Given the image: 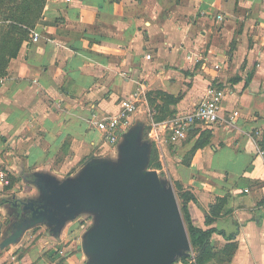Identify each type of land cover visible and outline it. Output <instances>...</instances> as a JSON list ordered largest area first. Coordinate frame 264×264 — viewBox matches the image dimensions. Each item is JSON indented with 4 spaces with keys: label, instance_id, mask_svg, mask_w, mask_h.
Instances as JSON below:
<instances>
[{
    "label": "crops",
    "instance_id": "crops-1",
    "mask_svg": "<svg viewBox=\"0 0 264 264\" xmlns=\"http://www.w3.org/2000/svg\"><path fill=\"white\" fill-rule=\"evenodd\" d=\"M208 87L224 90L217 123L177 143L153 129ZM130 96V128L155 146L160 181L195 226L215 230L202 264H264V0H0V264L33 263L16 255L31 227L10 241L23 222L14 196L33 191L20 200L37 203L35 178L73 181L90 162L119 161L123 135L106 143L96 124ZM155 107L164 119L152 121ZM87 215L57 231L67 247L54 264L87 263L75 225ZM194 259L190 247L176 261Z\"/></svg>",
    "mask_w": 264,
    "mask_h": 264
},
{
    "label": "water",
    "instance_id": "water-1",
    "mask_svg": "<svg viewBox=\"0 0 264 264\" xmlns=\"http://www.w3.org/2000/svg\"><path fill=\"white\" fill-rule=\"evenodd\" d=\"M129 130L123 134L120 163L90 162L76 181L44 187L40 201L22 210L29 212V219L19 224L10 241L36 222L58 231L64 223L59 215L73 220L88 210L99 214L96 227L85 235L86 252L94 257L91 264H173L188 251L175 194L156 170L145 168L146 147L138 145V132ZM50 189L64 205L49 204Z\"/></svg>",
    "mask_w": 264,
    "mask_h": 264
},
{
    "label": "built area",
    "instance_id": "built-area-1",
    "mask_svg": "<svg viewBox=\"0 0 264 264\" xmlns=\"http://www.w3.org/2000/svg\"><path fill=\"white\" fill-rule=\"evenodd\" d=\"M31 40L36 42L38 37L33 34ZM150 55H146L150 59ZM218 67V66H217ZM224 98V90L216 87H208L204 98L190 113L183 117H175L169 121L154 123L153 129L157 133L166 134L169 141L177 143L183 140L190 126L203 124L207 126L218 122L220 102ZM139 99L137 96H130L122 100L117 113L97 122L96 128L101 132L104 142L109 144L118 143L119 138L128 131L131 125L132 115L138 111ZM62 253V252H61ZM173 264H180L175 261Z\"/></svg>",
    "mask_w": 264,
    "mask_h": 264
},
{
    "label": "rangeland",
    "instance_id": "rangeland-1",
    "mask_svg": "<svg viewBox=\"0 0 264 264\" xmlns=\"http://www.w3.org/2000/svg\"><path fill=\"white\" fill-rule=\"evenodd\" d=\"M150 105L152 107H154L152 102ZM154 109L156 112L152 116V121H156L155 120L156 116L160 117L163 114V113L159 112L157 107H155ZM129 131L131 134L133 131H137V130L134 127H131ZM140 133H141V135H143V134L145 135L146 134V127ZM145 144H146V146H145ZM138 145L139 146L144 145V147H146V148L148 147L150 150L149 155H148V160L146 161V166H145V168L147 170H150V167L155 166L157 164H159V166H160V162L158 161V155L156 153L154 145H150L149 142H147V141L146 142L142 141L140 143L138 142ZM120 159H121V156H119V158H118L119 162H117V163L116 162H110L109 164L116 165V164L120 163ZM163 177H165V176H163ZM38 180H41V179L35 178L33 180V184H35L37 186L39 185L38 187H39L40 191H42V189L44 187L47 188L50 184H56V183H53L52 181H49V180L41 181L39 184ZM68 181H70V180L68 179ZM32 192L33 191L28 190V192L18 194V196H16V197L14 196L13 200H12L15 203H19V204H17L18 208L21 209V213L19 214L20 215L19 218L20 219L23 218L22 219L23 221L28 220L29 219L28 217L30 216V214H29V212H23L22 210L26 206H28L31 203V201L27 198H23L22 200H20V197L30 196V194H32ZM83 212H85V211H83ZM98 215L99 214L97 212L88 211V215L87 216H81L80 219L75 222V225L78 227L81 226L82 229H85L87 232H89L96 227V225L99 221ZM59 217L62 219V223L67 221V219L65 217H63L62 215H59ZM29 227H31L30 231H28L26 233V235H25L26 237H24L22 242L18 245L19 248L16 250L17 257L18 258L29 257L33 261L32 264H37V263H39V264H54L62 256L60 248L62 247L66 250V247H67L65 245L66 243H63L60 241V239L58 238L59 237L58 232L54 229V226L47 224L46 222H43V223L36 222L32 226H29ZM24 229H23V231H24ZM45 233H49L50 235H53L54 237H56V239H54V240H53V238L50 240L48 239L49 244H46L45 243L46 240L44 238H42L43 236H45ZM83 235H85V233ZM72 249H73V247H71L70 249H67V250H72ZM71 252H73V251H71ZM88 256H89V259H88V261H86L87 263H85V264H91L93 261L94 257L92 255H89V254H88ZM83 263L84 262L81 261V264H83Z\"/></svg>",
    "mask_w": 264,
    "mask_h": 264
},
{
    "label": "trees",
    "instance_id": "trees-1",
    "mask_svg": "<svg viewBox=\"0 0 264 264\" xmlns=\"http://www.w3.org/2000/svg\"><path fill=\"white\" fill-rule=\"evenodd\" d=\"M165 100L170 101L172 103H175L176 99L170 97V96H164ZM161 108V107H160ZM159 112L163 113L160 117L155 118L156 121H160L166 117L164 115L165 113H168L164 108H161ZM170 114V113H169ZM159 164L150 167V169H159ZM181 197L185 199V194H182ZM184 204L180 205V212L182 216V220L184 223V226L186 228L188 238L190 241V247H192L194 253H195V264H202L205 260L211 258L213 256L212 248L210 246V238L215 232L213 229L203 230L197 226H195L190 218V215L188 214L187 207Z\"/></svg>",
    "mask_w": 264,
    "mask_h": 264
},
{
    "label": "flooded vegetation",
    "instance_id": "flooded-vegetation-1",
    "mask_svg": "<svg viewBox=\"0 0 264 264\" xmlns=\"http://www.w3.org/2000/svg\"><path fill=\"white\" fill-rule=\"evenodd\" d=\"M53 190L54 189H50L46 193L49 204H52L53 206L55 205L56 207L64 205L62 198L56 195Z\"/></svg>",
    "mask_w": 264,
    "mask_h": 264
}]
</instances>
